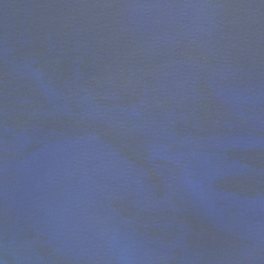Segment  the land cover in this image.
I'll use <instances>...</instances> for the list:
<instances>
[{
  "label": "water",
  "instance_id": "95a60500",
  "mask_svg": "<svg viewBox=\"0 0 264 264\" xmlns=\"http://www.w3.org/2000/svg\"><path fill=\"white\" fill-rule=\"evenodd\" d=\"M0 264H264V0H0Z\"/></svg>",
  "mask_w": 264,
  "mask_h": 264
}]
</instances>
